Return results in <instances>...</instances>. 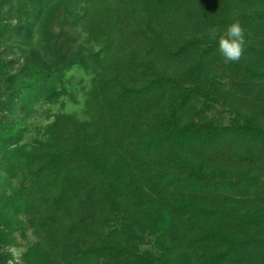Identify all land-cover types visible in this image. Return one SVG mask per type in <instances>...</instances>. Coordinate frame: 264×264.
<instances>
[{"label":"trees","instance_id":"1","mask_svg":"<svg viewBox=\"0 0 264 264\" xmlns=\"http://www.w3.org/2000/svg\"><path fill=\"white\" fill-rule=\"evenodd\" d=\"M237 21L243 52L225 62L218 42ZM69 58L94 74L87 119L54 115L25 151ZM258 165L264 0H0V216L36 230L25 264L136 257L146 236L154 264H264V203L247 204L264 191Z\"/></svg>","mask_w":264,"mask_h":264},{"label":"rangeland","instance_id":"2","mask_svg":"<svg viewBox=\"0 0 264 264\" xmlns=\"http://www.w3.org/2000/svg\"><path fill=\"white\" fill-rule=\"evenodd\" d=\"M80 47L84 49L82 54L90 50L88 41L81 43ZM75 53H78V51H75ZM71 63V58L66 59L63 61L62 66L70 65L71 67L59 69L56 72L55 77L57 81L52 85L53 89L56 90L54 99H42L41 102L34 106V113L27 118V132L21 143V147H24L25 151L33 150L36 141L42 138L44 128L54 120V115L66 113L76 116L80 121L87 119L85 113L86 101L94 74L81 64L74 63V65H71ZM229 108L226 107L224 110L222 107L216 105L212 107L209 113L211 116H217L220 113L222 122H227L232 116L231 108ZM19 115L22 116L23 113ZM253 171L264 180V165H258ZM23 176L22 172H20L18 178L13 179V189H17L20 181L24 178ZM255 197H252L247 204L251 207L263 205L264 191L259 192V195ZM121 223V226L117 225L113 229L125 230L123 236L125 242L128 240L132 244L138 242L136 238H138L139 232L131 225L123 226L126 223ZM35 232L36 230L32 228L31 223L23 212L15 213L13 211L2 214L0 216V264H25L23 261L24 253L38 241ZM154 244L155 238L153 236H146L143 245L139 246L136 257H131V253H128L123 259L117 261L102 260L100 264H154L156 255L159 253L158 248Z\"/></svg>","mask_w":264,"mask_h":264},{"label":"clouds","instance_id":"3","mask_svg":"<svg viewBox=\"0 0 264 264\" xmlns=\"http://www.w3.org/2000/svg\"><path fill=\"white\" fill-rule=\"evenodd\" d=\"M218 44L225 62L238 61L245 44L244 29L241 24L238 21L231 23L227 27L225 35L220 37Z\"/></svg>","mask_w":264,"mask_h":264}]
</instances>
